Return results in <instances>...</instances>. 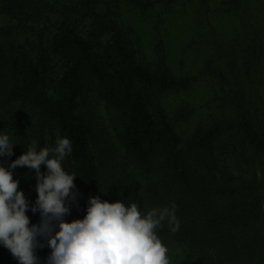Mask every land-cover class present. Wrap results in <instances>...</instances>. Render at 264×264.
Returning a JSON list of instances; mask_svg holds the SVG:
<instances>
[{
    "label": "trees",
    "instance_id": "16d2710c",
    "mask_svg": "<svg viewBox=\"0 0 264 264\" xmlns=\"http://www.w3.org/2000/svg\"><path fill=\"white\" fill-rule=\"evenodd\" d=\"M189 1L201 15L185 18L195 28L170 71L162 53L151 68L124 14L184 0H0V129L18 143L0 160L67 136L63 166L79 176L65 219L82 218L90 195L145 213L174 203L178 230H156L170 264H264V25L250 14L264 22V0ZM28 172L13 174L34 203ZM0 264L19 262L0 250Z\"/></svg>",
    "mask_w": 264,
    "mask_h": 264
},
{
    "label": "clouds",
    "instance_id": "9594fccd",
    "mask_svg": "<svg viewBox=\"0 0 264 264\" xmlns=\"http://www.w3.org/2000/svg\"><path fill=\"white\" fill-rule=\"evenodd\" d=\"M4 129H0V157L10 158L18 143L12 139L14 132ZM25 148L15 159L0 160V245L19 264H40L37 249L44 247L51 250L46 264H170L168 246L156 230L165 221L172 231L178 230L174 203L145 213L131 197L109 202L90 195L84 216L69 221L65 217L76 202L74 178L79 176L63 166L73 151L72 140L58 137L54 145L43 147L32 140ZM24 166L27 176L35 174L34 203L19 188V179L13 178V171ZM28 210L39 213V223H30Z\"/></svg>",
    "mask_w": 264,
    "mask_h": 264
},
{
    "label": "rangeland",
    "instance_id": "374dc122",
    "mask_svg": "<svg viewBox=\"0 0 264 264\" xmlns=\"http://www.w3.org/2000/svg\"><path fill=\"white\" fill-rule=\"evenodd\" d=\"M184 1L186 5L182 8L178 3L173 2V5L171 6L170 11L161 12L160 9L153 8V10L143 15H140L137 13L135 14V16L133 14L132 15L126 14L125 13L126 11H124L123 9V13H125L124 15H126L125 16L126 20H129L130 24L132 25L133 29L136 32V36L138 40L137 45L139 46V49H141L143 53L147 54L148 60L150 61V64H151V68L153 69H155L156 67H161L162 63L161 65L159 64L160 57H158L157 54L162 53V54H165L164 59L167 62L166 66L170 68V71H176L177 65H178L176 64V60L177 58H181L182 51H183L182 49L185 48L187 43L190 42L188 37L190 36V34H192L191 32H193L192 28H195V27L189 28L188 27L189 25L184 26L183 24L185 22V18L189 19L188 22L193 23L195 25L196 22L192 20V16L198 17L197 15H201V11L199 13L197 12L196 8L198 7V5L196 4V1L192 3H190L189 0H184ZM259 3H261L260 13L262 11L264 12V1H260ZM181 9L186 12V16H183L181 14L180 12ZM207 9L212 10V6L209 4L207 6ZM130 12L133 13V11H130ZM159 13L161 14V18L159 17ZM167 13H170L178 17V21L176 20L177 24L171 23L173 21L171 19V16H169ZM250 14L253 15V18H254L252 19L254 20L253 22H257L255 23L256 25H253V27H256V26L259 27V26L264 25L263 20H261L259 17L260 15H256L255 11ZM204 15H209V14L206 13ZM220 19L221 18L218 16L217 22L214 21L215 26L218 27V25L220 26L221 24H224V21L220 23L219 21ZM259 22L261 23V25H259L260 24ZM182 26H184L186 30ZM178 33L180 34L186 33V34L182 36L181 38L177 39ZM262 36L264 38V29H263ZM179 66L180 65H178V67ZM263 66H264V62H263ZM214 68L215 66H212V69ZM184 70L191 72V69L187 67ZM260 74L264 75V67L262 66H261V69L258 70V75ZM260 93L264 94V88H261ZM97 108L101 109L100 114H102L103 113L102 107L98 106ZM14 177L15 175L13 174V178ZM24 185L25 184H23L22 186ZM20 189H23V187H21ZM26 191L27 193H29L30 189L27 188ZM26 191H24V193ZM0 250H3L4 252L8 251L9 255L12 256L10 251L7 248L3 247L2 245H0ZM42 261L43 260L40 259V263Z\"/></svg>",
    "mask_w": 264,
    "mask_h": 264
}]
</instances>
